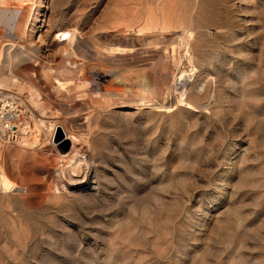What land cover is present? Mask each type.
<instances>
[{"label":"rangeland","instance_id":"374dc122","mask_svg":"<svg viewBox=\"0 0 264 264\" xmlns=\"http://www.w3.org/2000/svg\"><path fill=\"white\" fill-rule=\"evenodd\" d=\"M20 1L0 0V264H264V0Z\"/></svg>","mask_w":264,"mask_h":264},{"label":"bare ground","instance_id":"6f19581e","mask_svg":"<svg viewBox=\"0 0 264 264\" xmlns=\"http://www.w3.org/2000/svg\"><path fill=\"white\" fill-rule=\"evenodd\" d=\"M15 1V0H14ZM13 2V1H12ZM27 2H29V0H21L19 3H17V8L19 9V10H22L23 9V5L25 4V3H27ZM16 5V4H15ZM120 55H122V54H120ZM177 61V60H176ZM41 64V63H40ZM173 66L177 69V63L175 62L174 64H173ZM173 69V68H172ZM176 71V70H175ZM174 73V72H173ZM139 75V74H138ZM172 75V74H171ZM99 76V75H98ZM139 77V76H138ZM172 77V76H171ZM173 77H175V75L173 74ZM87 78V77H86ZM147 80V79H146ZM148 80H150V79H148ZM96 81V80H95ZM173 81V80H172ZM174 81H176V79L174 80ZM14 82V81H13ZM17 83V82H16ZM34 84H35V82H33ZM50 83V82H49ZM91 83V82H90ZM149 83V82H148ZM174 83V82H173ZM33 84V85H34ZM15 85V84H14ZM17 85H19V84H17ZM36 86H37V84H36ZM0 87H1V85H0ZM38 87V86H37ZM41 87L42 88H40V91L41 92H48V87H52V86H49V84L48 83H42L41 84ZM180 87L182 88V87H184L185 89L187 88V86L186 85H183V84H181L180 85ZM74 88V87H73ZM145 88V87H144ZM39 89V88H38ZM52 88H50V90H51ZM135 89H136V87H135ZM49 90V91H50ZM151 90V89H150ZM54 91V90H53ZM165 91V90H164ZM184 91V90H183ZM26 92V91H25ZM30 92V91H29ZM51 92V91H50ZM148 92V91H147ZM49 93V92H48ZM138 93V92H137ZM168 93V92H167ZM28 95H30L29 93H27ZM47 94V93H46ZM45 94V95H46ZM110 93H108V95H109ZM166 94V93H165ZM165 94L163 95L164 97H165ZM32 95H34V94H32ZM47 95H49V94H47ZM54 95V94H53ZM153 95V94H152ZM154 95H160V94H158V92L157 91H154ZM31 96V95H30ZM52 96V95H51ZM55 96L56 95H54V97H53V99L55 98ZM112 97L116 100V99H122V100H126V99H130V93L128 92V91H120V92H115L114 93V95H112ZM140 99L139 100H142L141 99V97H139ZM161 98V97H160ZM167 98V97H166ZM166 98H165V100H166ZM33 99H36V98H33ZM57 98H55V100H56ZM135 99V98H134ZM136 99H138V98H136ZM131 100H132V98H131ZM35 101V100H34ZM59 101V100H58ZM163 101H164V99H163ZM129 103V102H128ZM78 104V106H79V103L77 102V101H75L72 105H70V104H68V105H70L72 108L73 107H75L76 105ZM121 104V103H120ZM123 104V103H122ZM125 104V103H124ZM131 104H132V102H131ZM131 104H129V105H131ZM178 104V107H182V108H185V109H188V110H194V106L192 105V103H191V101H190V99L189 98H187V100L186 99H177V103H176V105ZM67 105V104H66ZM68 105H67V107H68ZM133 105V104H132ZM60 106V105H59ZM62 106V105H61ZM70 106H69V108H70ZM77 106V107H78ZM81 106V105H80ZM117 106V105H116ZM39 107V106H38ZM49 108L50 110H52L51 109V107L50 106H44V108H45V110L47 109V108ZM66 107V106H65ZM162 107V109H160V111H162V112H171V111H173L174 109H176L177 107L175 106V107H169V106H161ZM56 108H57V106H56ZM56 108H54L53 110H56ZM131 108V107H130ZM49 109H47V110H49ZM58 110H56V112L57 111H59V107L57 108ZM61 109V108H60ZM63 109V108H62ZM77 109V108H76ZM43 110V109H42ZM45 110H43V111H45ZM46 110V111H47ZM64 110V109H63ZM33 111V110H32ZM48 112V111H47ZM40 113V112H39ZM46 113V112H45ZM41 114H43L42 116H44L45 117V115H44V113H42L41 112ZM58 114H60V113H58ZM55 115V114H54ZM57 115V114H56ZM59 117V116H58ZM54 118H56V117H54ZM17 120V119H16ZM8 121H10V120H8ZM11 122V121H10ZM5 124L7 123L8 125L6 126V127H9L10 126V128H11V130H10V132L8 133V136H9V138H11L12 139V137L14 138V137H16V136H14L15 134H17V132H18V128H19V123H18V121L17 122H15V123H9V122H4ZM18 123V124H17ZM54 123V122H53ZM52 123V124H53ZM59 124V123H58ZM57 124V125H58ZM63 124V123H62ZM37 125V124H36ZM35 125V126H36ZM61 125V124H60ZM64 125V124H63ZM66 125H68V124H65V126ZM2 126V125H1ZM38 126H40V125H38ZM62 126V125H61ZM63 127V126H62ZM32 128V127H31ZM67 127H65V130H67L66 129ZM1 129V128H0ZM6 128H4V130H5ZM14 129H16V130H14ZM33 129H34V127H33ZM37 129V128H36ZM35 129V130H36ZM55 129V128H54ZM64 129V128H63ZM73 129V128H72ZM6 130H8V128L6 129ZM71 130V129H70ZM3 130H1L0 132H2ZM68 131H69V129H68ZM73 131H74V129H73ZM76 131V130H75ZM74 131V132H75ZM24 132V131H23ZM25 132H28V131H25ZM31 132V131H30ZM65 132V131H64ZM71 132V131H70ZM3 133H4V131H3ZM44 133V132H43ZM50 133V132H49ZM66 133H69V132H66ZM5 134V133H4ZM22 134V133H21ZM30 134V133H29ZM72 134V133H71ZM76 134H78V133H76ZM75 134V135H76ZM1 135L3 136V134L1 133ZM24 135H26V133H24ZM52 133H51V137H52ZM68 136H70V135H67V137ZM19 137H21V136H19ZM26 137V136H25ZM24 136H23V138H25ZM51 137H49V142H50V139H51ZM72 137V136H71ZM74 137V136H73ZM2 138V137H1ZM4 138V137H3ZM29 138V137H28ZM69 138V137H68ZM82 138V137H81ZM6 139V138H5ZM20 139H22V138H20ZM26 139L27 138H25V141H26ZM30 139V138H29ZM28 139V140H29ZM67 139V138H66ZM1 140V139H0ZM32 140V139H31ZM80 140V139H79ZM68 141H70L71 142V144H72V147H71V150H70V152L68 153V158H70V160L72 161L73 160V163H71V164H73V166L75 167L76 165H80L81 164V160H83V159H85V155H87L88 156V150H83V149H81V147H80V144L77 142V139L74 137V139H68ZM24 142V141H23ZM85 142V144L87 143V141H84ZM83 142V143H84ZM0 144H1V142H0ZM47 145V144H46ZM49 145V144H48ZM42 148H44V147H42ZM46 148H48V146L46 147ZM54 149V148H53ZM47 150V149H46ZM53 153H55V149H54V152ZM58 154V153H57ZM64 154V153H63ZM62 154V155H63ZM61 155V156H62ZM66 156V155H65ZM57 157V156H56ZM59 158H60V156H59ZM63 158V157H62ZM55 160V159H54ZM66 160V159H65ZM0 161H1V151H0ZM48 161V160H47ZM56 161V160H55ZM57 161H58V158H57ZM56 161V162H57ZM61 161V160H60ZM52 162V161H51ZM54 162V161H53ZM52 162V163H53ZM50 163V162H49ZM51 163V164H52ZM70 163V162H69ZM56 164V163H55ZM57 164H58V162H57ZM57 164L55 165V166H57ZM53 166H54V164H53ZM58 166H59V164H58ZM71 166V165H70ZM14 185V184H13ZM13 185H11L10 183H9V181H8V178H7V174H6V172H5V169H4V167L3 166H1L0 165V187L2 188V190H4V192H8L9 190H10V188L11 187H13ZM15 186V185H14ZM12 189V188H11ZM14 190V189H13ZM22 190V189H21ZM25 190V189H24ZM23 190V191H24ZM26 191V190H25Z\"/></svg>","mask_w":264,"mask_h":264}]
</instances>
